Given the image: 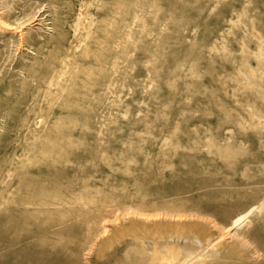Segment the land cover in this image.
I'll return each mask as SVG.
<instances>
[{
	"label": "rangeland",
	"instance_id": "1",
	"mask_svg": "<svg viewBox=\"0 0 264 264\" xmlns=\"http://www.w3.org/2000/svg\"><path fill=\"white\" fill-rule=\"evenodd\" d=\"M0 13V264H264V0Z\"/></svg>",
	"mask_w": 264,
	"mask_h": 264
},
{
	"label": "bare ground",
	"instance_id": "2",
	"mask_svg": "<svg viewBox=\"0 0 264 264\" xmlns=\"http://www.w3.org/2000/svg\"><path fill=\"white\" fill-rule=\"evenodd\" d=\"M2 12V11H1ZM11 12V11H10ZM4 14V13H3ZM0 15H2L1 13H0ZM5 16V15H4ZM35 17V16H34ZM37 17V16H36ZM80 17V16H79ZM42 18V17H41ZM40 18V19H41ZM78 18V17H77ZM1 19V18H0ZM37 19V18H36ZM20 20V19H19ZM37 21V20H36ZM36 23V22H35ZM44 23V22H43ZM57 23V20L55 19L54 20V24L55 25H57L56 24ZM78 23V22H77ZM40 24V23H39ZM29 25V23L28 22H26V21H24V22H21V23H14V24H8V25H4V27H6V29H8V30H11V31H16V32H18V33H21V35H20V37H19V40L17 41V44L19 45V46H21L22 44H24L25 42H26V40H24V38L22 37V35H24L25 34V32H24V29L26 28V26H28ZM79 25V24H78ZM42 26V25H41ZM73 26H74V24H73ZM77 29H78V27H76ZM32 29V28H31ZM35 29V28H34ZM75 35V34H74ZM32 39L34 40V41H37L38 42V40H40V36L38 35V34H35L34 35V37H32ZM17 45V46H18ZM22 47V46H21ZM31 48H32V46H31ZM27 50V49H26ZM34 55H35V53H34ZM109 88V87H108ZM109 90V89H108ZM147 213V212H146ZM160 213V212H159ZM247 213V212H246ZM196 214V213H195ZM157 215V214H156ZM162 214H160V216H161ZM170 215V214H169ZM172 215V214H171ZM180 215V214H179ZM184 215V214H183ZM241 215H243V214H241ZM239 216V217H237V219L234 221V224L233 225H236V227H237V225L243 220V218H244V216ZM246 215V214H245ZM165 216V215H164ZM177 216V215H176ZM186 216V215H185ZM178 217V216H177ZM246 217V216H245ZM144 218V217H143ZM151 218V217H150ZM167 218V217H166ZM175 218V217H174ZM182 218V217H181ZM188 218V217H187ZM206 220V219H205ZM245 220V219H244ZM214 221V220H213ZM215 223V222H214ZM216 225V224H215ZM202 226H203V224H202ZM229 226V225H228ZM230 226H232V225H230ZM216 227V226H215ZM223 229H225L226 230V228L225 227H223ZM233 229V228H232ZM220 230V229H219ZM227 232V231H226ZM219 236V235H218ZM235 236V235H234ZM149 242H153V241H149ZM159 242H160V240H159ZM157 243V242H156ZM166 243V242H165ZM168 243V242H167ZM222 243V242H221ZM147 245V247H148V244H146ZM150 245V244H149ZM171 245V244H170ZM175 245V244H174ZM177 245V244H176ZM234 245V244H233ZM151 246V245H150ZM160 246V245H159ZM146 247V248H147ZM161 247V246H160ZM163 247H164V245H163ZM150 247H148V249H149ZM158 248V247H157ZM164 248H166V247H164ZM169 248H170V246H169ZM214 248V247H213ZM193 249V248H192ZM204 249V248H203ZM206 249V248H205ZM151 250H152V246H151ZM159 250V249H158ZM161 250H163V249H161ZM189 250V249H188ZM150 251V250H149ZM163 252V251H162ZM169 252V251H168ZM194 252V251H193ZM152 253V252H151ZM150 254V253H149ZM203 254V253H202ZM188 256H189V252H188V254H186L185 255V257H187V262H185V261H182V260H180V261H175V258H170L169 260H167V258L166 257H163V256H161L160 254H159V252L157 251V250H155V252H153V255L152 256H150V257H145L144 259H145V261L143 262V264H187V263H189V261L191 260V259H189L188 258ZM173 257H176V259H177V254L176 255H174ZM193 258V257H192ZM171 262V263H170ZM196 262V261H195ZM192 264H194V262H192ZM196 264V263H195Z\"/></svg>",
	"mask_w": 264,
	"mask_h": 264
}]
</instances>
